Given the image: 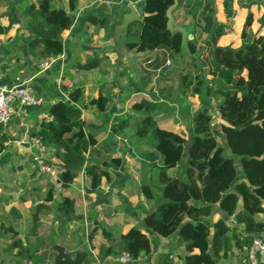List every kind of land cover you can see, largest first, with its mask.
I'll list each match as a JSON object with an SVG mask.
<instances>
[{"label":"trees","instance_id":"1","mask_svg":"<svg viewBox=\"0 0 264 264\" xmlns=\"http://www.w3.org/2000/svg\"><path fill=\"white\" fill-rule=\"evenodd\" d=\"M96 1L67 0L68 13L52 9L50 0L26 6L22 14L27 18L30 34L22 43L38 51L41 57H56L62 52L59 36L72 27L73 14ZM137 1L142 22L133 23L137 24V30L134 39L126 40L127 50L166 52L171 59L182 60L185 56L194 59L192 72H186L180 81L183 94L196 96L199 106L192 113L188 105L184 106L181 116L189 124L184 139L175 133L174 119L155 120L151 115L164 106L163 102L140 99L133 104L134 111L146 112L134 133L149 148L143 153L148 164L141 162V167L147 170L141 176V192L155 204L138 226L127 229L119 244L106 247L102 255L127 253L131 260H136L149 256L161 239H169L183 251L179 264H217L228 257L232 248L243 252L254 236L264 234V222L256 218L264 214V34L253 36L236 48L221 47L217 44L220 24L215 0H177L172 14L183 10L181 22L192 18L191 26L199 29L198 36L190 33L191 38L183 26L177 27L182 32L166 29L165 12L172 0ZM117 8L123 10L124 6ZM89 22L98 28L110 24L111 34L117 25L112 15L102 19L91 17ZM260 25L264 27V13ZM4 31L0 26V35ZM202 34L205 37L199 45ZM98 64L99 60L91 58L75 69L89 73ZM59 90L66 99L49 107V120L38 121L30 136L38 138L49 157L56 161L48 165L56 172L62 188L70 186L82 171L91 179V189L97 190L102 178L111 182L113 175L105 162L88 164L97 151L95 138L85 132L82 119V111L88 104L87 87L67 86L61 81ZM106 103L98 93L94 103L97 110L102 112ZM213 109L226 124L221 127V142L213 135L218 129L209 114ZM126 125V122L118 125L116 132ZM173 169L177 170L172 177L168 172ZM71 206L67 199L57 204L67 218ZM229 218L230 229L225 223ZM151 237L156 239L153 241ZM20 250L26 252L22 247ZM169 257V253L164 255L161 264H178Z\"/></svg>","mask_w":264,"mask_h":264},{"label":"crops","instance_id":"2","mask_svg":"<svg viewBox=\"0 0 264 264\" xmlns=\"http://www.w3.org/2000/svg\"><path fill=\"white\" fill-rule=\"evenodd\" d=\"M37 1H14L13 4L19 3L17 15L11 11V6L8 9L3 2V5H0V26L5 29L0 35L1 81L10 82L14 76L19 77L32 89L35 96L45 101L44 106L31 109L24 121L13 119L3 135L1 134L0 264H53L56 255L54 247L62 248L71 257L85 254L81 264H161L168 252L162 248L169 239H161L155 244L149 256L130 259L127 263L116 262L118 255L103 257L102 252L106 247L117 246L120 236L127 229L138 226L154 207L155 201L146 199L141 192V176L147 172L146 167H141V162L148 164L143 154L146 148L149 150L148 144L145 141L139 142L135 137L136 126L133 127L130 121L135 116H140L141 119L146 116L145 111L136 112L132 106L140 99L155 100L150 99L151 91L155 93L151 88L158 77L161 80L170 78L171 67L164 69L163 66L166 59H172L166 52L138 53L134 49L122 50V58L119 61L122 64L119 66V62L116 63V53L108 45L114 35V30L113 34L110 32V24L107 28H98L89 22L91 17L102 19L112 15L119 25L122 12H128V5H134L138 11L137 0L135 3L129 0H97L77 11L73 14L72 27L59 36L62 52L56 57H41L38 51L31 50L22 43L30 34L27 18L23 16L22 11ZM50 1L52 9L69 12L67 0ZM231 2L232 0L215 1L218 22L227 20L224 12L228 5H232ZM120 6H124V9L117 8ZM257 8L256 4H246V9H250L251 13L257 12ZM4 12L6 13L2 15ZM177 12L181 21L183 10ZM194 15L196 16V13ZM221 15L224 16L222 21L219 20ZM173 19H176L174 14ZM189 21L192 22L191 18L183 22L184 28L188 29ZM136 30L137 24L131 23L128 32L123 31L120 34V39L124 42L134 39ZM195 32L199 31L194 28L188 32V38L192 36L190 33ZM198 35L199 33L196 34ZM204 37L202 34L200 38ZM10 54L13 58L5 62ZM91 58L99 60L93 72H80L75 69L78 64L82 65ZM45 62L50 63L48 69L41 68V64ZM159 69L161 72L157 74ZM61 81H65L67 86L83 84L87 87L88 104L82 111V119L85 132L95 138L97 151L96 153L95 149L92 150L94 153L88 164L101 165L105 162L113 175L111 182L102 178L97 190L91 189V179L82 171L70 186L56 190L47 176L36 173L31 151L26 145L20 144L26 134L31 137L30 132L36 127L37 115L40 112H48L53 103L66 99L65 93L59 90ZM162 84L160 87L163 92L160 91L159 101L167 102V99L171 98L169 95L172 86L170 81H164ZM175 92L177 97L183 95L179 88ZM98 93L107 101L102 112L94 105ZM166 109L168 108L164 105L155 112L157 114L151 115L155 120L178 118L177 115H172L171 111L174 110ZM123 122L127 123L126 127L116 132V127ZM179 126V122L175 124L174 131ZM118 136L122 137L129 149H135L137 154L129 161V170L120 164L117 166L115 158H112L111 162L106 159L116 146V140L119 141ZM156 155L159 156L157 153ZM48 161L56 164L53 158L48 157ZM49 197L51 201L48 200ZM65 199L72 203V212L68 218L57 208V204ZM38 206L41 208L34 219ZM151 238L153 241L156 239ZM20 247L26 252L21 251Z\"/></svg>","mask_w":264,"mask_h":264},{"label":"rangeland","instance_id":"3","mask_svg":"<svg viewBox=\"0 0 264 264\" xmlns=\"http://www.w3.org/2000/svg\"><path fill=\"white\" fill-rule=\"evenodd\" d=\"M0 1H1L0 5H3V3H4L8 9H10V6H11V8H12L11 11H14V14L17 15V8H18L19 3L13 4V2L14 1L15 2L16 1H27V0H0ZM215 1H228V0H215ZM247 2H248L247 0H232V2H231L232 5H228L226 8L227 14L224 12L227 20L224 22L222 21L224 18V16H223L224 14L219 17V20L222 21V22H219L220 26L218 28L220 31V37H219L217 43L219 45H222V46L227 45V46H231L233 48H236V47L240 46L242 44V42H244L245 40H249L253 36L264 34V27H262L260 25V17L264 13V0H255V2H258L256 4L258 6V8H257L258 10H257V12L254 11V13H251L250 9H246ZM218 5H219V2H218ZM228 9H229V11H228ZM238 11H239V14H237ZM5 13L6 12H4L2 15H4ZM175 16H176V19L174 20L173 25L176 27L184 26V23L179 21L180 19H179L178 12L174 13V17ZM235 17H236V19H235ZM191 20H192V18H191ZM228 21H230V22H228ZM189 24L190 25L188 26L187 30H188V32H191V30H193L194 27L191 26L192 25L191 21H189ZM195 29L197 31H199L198 27ZM198 33L195 32V35ZM198 43H199V45H201L202 38L198 39ZM11 58H13V56H11V54H10V55H8V57L4 61L9 62V60ZM201 58H203L202 55H201ZM184 59L185 60L172 59V61H170L171 62V64H170V67H171L170 78L165 79L166 78L165 77L164 79L161 80L158 77L156 79L153 88H151V89L155 90V93H152V91H151L150 99L159 100V98H161V92L160 91L162 90L160 85H163L162 82H164V81L165 82L170 81V85L172 86V88H171V92H170L169 96L171 98H170V100L167 99V102H163V105L167 106V108L170 110H174V111H171L172 115H177V117H178V118H174V124H177L178 122L180 123V126L176 127V129H175V133L179 134V137L185 139V137H186L185 132H186V129L189 126V124H188L187 118L181 116V114H183L182 111L184 110L185 105H188L189 109H191L193 111L194 109L198 108L199 103H198L197 97L191 96L189 94V92H186V93L184 92L185 94L181 95L180 97H177V93L175 92L178 90V88L181 89L180 88L181 87V81H180L181 77L186 72H192V64L195 62L194 59H192L188 56H185ZM202 60H204V58ZM13 64H14V62H13ZM15 78H16V76L13 77V80ZM158 79H160V80H158ZM175 85L177 86V88L174 89L173 86L175 87ZM162 92H163V90H162ZM181 93H183L182 89H181ZM30 110L31 109L28 110V115H29ZM155 114H157V113H153V115H155ZM209 114L211 115L212 124L218 127V129L213 131V135L215 136V138L219 142H221L222 141V139L220 137V133L222 132L221 127L226 126V124L220 120L218 114L216 113V111L214 109L212 111H210ZM24 120L25 119H23V121ZM140 120H141L140 116H135L130 122L134 127V126L138 125ZM5 129L6 128H4L0 131V135L1 134L3 135ZM135 129H136V127H135ZM118 137H119V141L117 142V140H116V143H117L116 146L112 149L111 154L106 156V159L111 162L112 158L113 159L115 158V160L117 161V166L120 164L121 167H124V169L129 170L130 166L128 163H130L129 161L133 160L134 157L137 156V154L135 152V149L131 150L128 148V146L125 144V142L122 141V137H120V136H118ZM133 138H134V136H133ZM146 150H147V148H146ZM227 153H229L228 150H227ZM48 155H49V153H48ZM142 157H143V155H142ZM48 163H49V161H48ZM125 164L127 165L126 167H125ZM111 165L114 166L115 164H111ZM176 170L177 169L170 170L168 172L169 175L172 177L175 176ZM217 218H218V216L215 215L213 219H217ZM256 218H257V220L264 222V214L258 215V216H256ZM225 223L229 227V229L232 228L231 218L227 219L225 221ZM231 235L232 234H230V232H229L228 233L229 239H231ZM164 246L165 247H163L162 249L165 252L168 251L167 254L169 253V256H170L169 259L175 263L176 262L179 263L178 258H179V256H181L183 254L181 247L178 244H176L175 242L170 241V240H168ZM165 252H164V254H165ZM241 262H244V252H239L236 249L232 248L230 250V253L228 254V257L226 259L218 260L217 264H239Z\"/></svg>","mask_w":264,"mask_h":264},{"label":"built area","instance_id":"4","mask_svg":"<svg viewBox=\"0 0 264 264\" xmlns=\"http://www.w3.org/2000/svg\"><path fill=\"white\" fill-rule=\"evenodd\" d=\"M132 7L135 9L133 5ZM49 64V62H45L41 64V68L48 69ZM170 64V60L166 59L163 68L167 69ZM160 72V69L156 71L157 74H160ZM44 105L45 101L43 98L35 96L32 89L21 81L19 77L10 82H3L0 78V131L6 128L13 119L23 121V119L27 118L29 109L39 108ZM37 119L38 121L49 120L48 113L40 112L37 115ZM20 144L26 145L31 151L32 163L36 173L47 176L55 186V189L59 190L61 185L57 174L48 165V151L42 146L39 139L25 135L21 139ZM243 252L244 263L264 264V234L254 236L251 243L243 248ZM129 260L127 253H122L115 259L119 263H127Z\"/></svg>","mask_w":264,"mask_h":264},{"label":"water","instance_id":"5","mask_svg":"<svg viewBox=\"0 0 264 264\" xmlns=\"http://www.w3.org/2000/svg\"><path fill=\"white\" fill-rule=\"evenodd\" d=\"M176 7H177V0H172V4L166 9L165 12V17L167 19L166 29L169 32H173L176 29L182 32L181 29L173 25L174 19L172 12ZM135 22L141 23L142 18L139 16L137 11L132 7V5H128V12L122 15L121 23L115 26L112 41L108 44L109 47H111L117 55L116 63H118L122 58V50H127L125 46V42L120 39V34L123 31H125L131 23H135ZM40 208H41L40 206L36 208L33 217L34 219H36L37 213ZM54 251L56 252V255L54 257L53 264H81L85 257V254H77L75 257H71L70 254L65 253L64 250L59 247H54Z\"/></svg>","mask_w":264,"mask_h":264}]
</instances>
